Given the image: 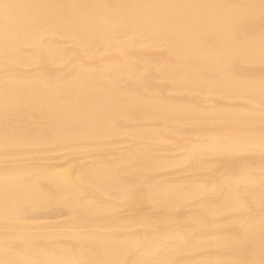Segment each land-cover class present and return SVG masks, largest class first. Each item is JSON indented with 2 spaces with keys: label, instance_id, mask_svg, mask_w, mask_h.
<instances>
[{
  "label": "bare ground",
  "instance_id": "obj_1",
  "mask_svg": "<svg viewBox=\"0 0 264 264\" xmlns=\"http://www.w3.org/2000/svg\"><path fill=\"white\" fill-rule=\"evenodd\" d=\"M81 17L66 9L62 19L21 32L7 53L0 38V259L130 261L158 245L157 258L172 264H232L248 258L239 224L251 222L258 260L259 58L211 59L190 29L147 10ZM262 23L257 12L243 25L257 49ZM6 184L15 193L7 202ZM94 241L119 242L120 252Z\"/></svg>",
  "mask_w": 264,
  "mask_h": 264
},
{
  "label": "snow or ice",
  "instance_id": "obj_2",
  "mask_svg": "<svg viewBox=\"0 0 264 264\" xmlns=\"http://www.w3.org/2000/svg\"><path fill=\"white\" fill-rule=\"evenodd\" d=\"M79 9L82 17L87 16L89 10L106 9L113 13L120 10H147L153 17L164 21H179L201 40L208 49L211 59L226 61L241 60L258 57L264 66V23L261 25L259 47L255 46L254 34L244 31L245 22L254 21L257 12L261 21H264V0L259 3H232L224 0H185L177 3H145V4H60L15 2V0H0V38L3 40L5 52L12 45L17 36L27 30L38 29L45 24L63 18L64 10ZM144 19V17H132ZM220 38L219 43H210V40ZM261 90L264 93V79L261 80ZM7 91L5 93V106L7 111ZM264 153V143L261 144ZM15 193L9 185H5L4 197L6 202L14 197ZM243 234L242 245L248 258L233 261L232 264H264V217L259 222V249L260 258H252L256 252L255 225L251 222L239 224ZM97 249L112 248L114 254L120 252L119 242L94 241ZM136 249L127 250L139 252ZM14 251L12 246L5 248L8 256ZM162 249L157 245L148 253L149 258L140 259H101L98 261H82L78 264H172L157 258ZM0 264H18L14 259H0ZM27 264H63L62 261H29ZM206 264V262H205Z\"/></svg>",
  "mask_w": 264,
  "mask_h": 264
}]
</instances>
